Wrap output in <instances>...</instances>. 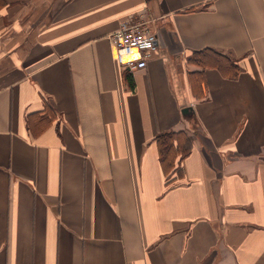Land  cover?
Returning <instances> with one entry per match:
<instances>
[{
    "label": "crops",
    "instance_id": "obj_1",
    "mask_svg": "<svg viewBox=\"0 0 264 264\" xmlns=\"http://www.w3.org/2000/svg\"><path fill=\"white\" fill-rule=\"evenodd\" d=\"M138 18L158 45L127 75ZM0 264H264V0H0Z\"/></svg>",
    "mask_w": 264,
    "mask_h": 264
},
{
    "label": "trees",
    "instance_id": "obj_2",
    "mask_svg": "<svg viewBox=\"0 0 264 264\" xmlns=\"http://www.w3.org/2000/svg\"><path fill=\"white\" fill-rule=\"evenodd\" d=\"M206 57L208 58L201 59L199 62L221 68L229 76L237 75V66L232 65L230 58L227 56L211 51L206 53ZM228 67H232L233 73L227 71ZM125 72H127V75L132 74L126 70ZM130 81L132 83L131 79ZM55 117V111L49 105H46L42 115H35L34 118L32 116L28 117V127L34 135H39L51 125ZM189 142L190 139L185 132H166L157 136L160 163L169 182L182 176L181 163L190 153ZM171 175H175V178L170 180Z\"/></svg>",
    "mask_w": 264,
    "mask_h": 264
},
{
    "label": "built area",
    "instance_id": "obj_3",
    "mask_svg": "<svg viewBox=\"0 0 264 264\" xmlns=\"http://www.w3.org/2000/svg\"><path fill=\"white\" fill-rule=\"evenodd\" d=\"M146 25L144 18L129 19L111 36L114 60L129 73L146 68L157 49L158 36Z\"/></svg>",
    "mask_w": 264,
    "mask_h": 264
},
{
    "label": "water",
    "instance_id": "obj_4",
    "mask_svg": "<svg viewBox=\"0 0 264 264\" xmlns=\"http://www.w3.org/2000/svg\"><path fill=\"white\" fill-rule=\"evenodd\" d=\"M189 112V109H187V108H185L184 110H183V113H188Z\"/></svg>",
    "mask_w": 264,
    "mask_h": 264
}]
</instances>
